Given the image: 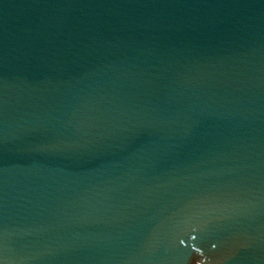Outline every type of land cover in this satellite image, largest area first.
I'll list each match as a JSON object with an SVG mask.
<instances>
[{"label": "water", "instance_id": "obj_1", "mask_svg": "<svg viewBox=\"0 0 264 264\" xmlns=\"http://www.w3.org/2000/svg\"><path fill=\"white\" fill-rule=\"evenodd\" d=\"M0 264H264V0H0Z\"/></svg>", "mask_w": 264, "mask_h": 264}]
</instances>
